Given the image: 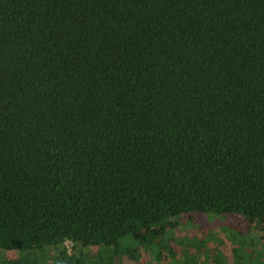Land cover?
<instances>
[{"label": "trees", "instance_id": "obj_1", "mask_svg": "<svg viewBox=\"0 0 264 264\" xmlns=\"http://www.w3.org/2000/svg\"><path fill=\"white\" fill-rule=\"evenodd\" d=\"M189 212L264 221V0H0V264H241Z\"/></svg>", "mask_w": 264, "mask_h": 264}, {"label": "rangeland", "instance_id": "obj_2", "mask_svg": "<svg viewBox=\"0 0 264 264\" xmlns=\"http://www.w3.org/2000/svg\"><path fill=\"white\" fill-rule=\"evenodd\" d=\"M174 220L171 221L169 231L177 237L176 242L172 241L171 246L178 254L180 253L179 248L182 249L184 246L180 245V242L191 244L194 241H197V244L200 243L199 245H203L206 241L209 249L218 247L225 254L227 262L237 261L244 264L246 258L253 252L264 253L263 220H249L237 212L225 215L189 212L180 217L175 225ZM126 245L115 247V250H123ZM132 248L140 253L137 264H146L148 260L146 245L142 241L135 240ZM156 248V253L158 250L163 251L159 244ZM122 256L119 262L131 264L125 253ZM118 260L116 258V261ZM255 264H259L258 259H255Z\"/></svg>", "mask_w": 264, "mask_h": 264}, {"label": "built area", "instance_id": "obj_3", "mask_svg": "<svg viewBox=\"0 0 264 264\" xmlns=\"http://www.w3.org/2000/svg\"><path fill=\"white\" fill-rule=\"evenodd\" d=\"M66 246L69 249V252L71 251V246H72V242L71 241H66Z\"/></svg>", "mask_w": 264, "mask_h": 264}]
</instances>
